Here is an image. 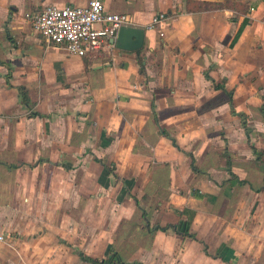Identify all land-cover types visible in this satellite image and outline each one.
Listing matches in <instances>:
<instances>
[{
	"label": "crops",
	"instance_id": "0c3cea01",
	"mask_svg": "<svg viewBox=\"0 0 264 264\" xmlns=\"http://www.w3.org/2000/svg\"><path fill=\"white\" fill-rule=\"evenodd\" d=\"M88 1L0 0V264H264V0H105L140 53L35 29Z\"/></svg>",
	"mask_w": 264,
	"mask_h": 264
},
{
	"label": "built area",
	"instance_id": "2783aa9c",
	"mask_svg": "<svg viewBox=\"0 0 264 264\" xmlns=\"http://www.w3.org/2000/svg\"><path fill=\"white\" fill-rule=\"evenodd\" d=\"M166 13L156 14L150 28L159 26ZM129 14L108 10L105 0H89L85 5H46L34 17V27L48 42L64 46L70 54L100 57L115 49L112 41L118 29L131 25ZM0 233V241H8Z\"/></svg>",
	"mask_w": 264,
	"mask_h": 264
},
{
	"label": "water",
	"instance_id": "95a60500",
	"mask_svg": "<svg viewBox=\"0 0 264 264\" xmlns=\"http://www.w3.org/2000/svg\"><path fill=\"white\" fill-rule=\"evenodd\" d=\"M145 31L146 30L141 27L123 25L118 29L112 41L115 42L116 47L119 49L128 51L137 50L143 45Z\"/></svg>",
	"mask_w": 264,
	"mask_h": 264
},
{
	"label": "trees",
	"instance_id": "16d2710c",
	"mask_svg": "<svg viewBox=\"0 0 264 264\" xmlns=\"http://www.w3.org/2000/svg\"><path fill=\"white\" fill-rule=\"evenodd\" d=\"M191 3H192V1H191ZM191 3H190V1H189V5L187 6L189 10L196 9V8H197V9H203V8H206V9H207V8H215V7H219L220 5H223V4H220V3H199V4L196 3V4H194V5L192 6V7H193V8H192V7H190V4H191ZM192 4H193V3H192ZM225 5H226V6L233 7V8H235V9L238 10V11H244V12H246V11H248V9H249V6H248L247 4H244V3H238V2H231V3H229V4H225ZM239 35H240V32L237 34V37H239ZM237 37H236V38H237ZM137 52L140 53V52H141V49L137 50ZM140 61H141V63H142L143 59L141 58ZM19 92H20V94H21V96H22L24 102L27 103V104L30 103V100H29V97H28L27 92L24 91V90H22V89H21ZM157 228H159V227H157ZM189 234H191V235L197 237V235L194 234V233H189ZM105 262L110 263V264H113V263L125 264V262H123V261L120 259L118 253L115 252V251H113V252L111 253V255L109 256V258L106 259Z\"/></svg>",
	"mask_w": 264,
	"mask_h": 264
},
{
	"label": "rangeland",
	"instance_id": "374dc122",
	"mask_svg": "<svg viewBox=\"0 0 264 264\" xmlns=\"http://www.w3.org/2000/svg\"><path fill=\"white\" fill-rule=\"evenodd\" d=\"M213 240V237L212 238H210V241H212Z\"/></svg>",
	"mask_w": 264,
	"mask_h": 264
}]
</instances>
